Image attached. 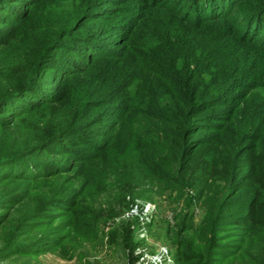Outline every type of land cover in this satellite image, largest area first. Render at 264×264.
I'll list each match as a JSON object with an SVG mask.
<instances>
[{
  "label": "trees",
  "instance_id": "obj_1",
  "mask_svg": "<svg viewBox=\"0 0 264 264\" xmlns=\"http://www.w3.org/2000/svg\"><path fill=\"white\" fill-rule=\"evenodd\" d=\"M135 2L138 3V13L125 29L129 46L132 47L135 40L141 37V50L157 61L170 99L162 106L157 104L153 111L148 107L128 111L126 115L134 117L129 123L131 133L123 139L116 137L114 143L108 140L103 149V145L91 144L82 132L90 122H83L86 115L76 118L70 109L65 113L70 99L65 95L56 98L53 89L41 82L43 70H54L55 67H50V64L61 58V52L77 53V58L84 65H90L92 60L87 58L95 59L97 53L87 42L70 39L79 30L70 27L72 17L55 23V34L59 33V36L50 39V21L55 18V8L50 6L49 0H0V13L5 12L0 15V24H12L4 29L0 27V43L3 46L0 57L13 61L12 70L21 68L15 80L10 75L13 72L10 67L6 65L5 70L0 69V166L12 167L4 168L1 176L17 178L19 173L24 175L21 166L27 163V154L33 157L30 161L38 167L50 166L35 160V156H45L47 146L73 136L77 150L95 152L91 163L84 166L87 176L92 179L90 183H102L103 171H107L108 178L113 177L119 186L135 187L140 182L139 174L147 171L148 176L152 175L147 180H157L165 192H176L181 200L186 188L184 165L188 154L182 143L179 149H172L166 147L167 142L173 139L180 142L176 135L185 140V134H192V130H206L212 122V131L220 134L218 138L222 139L226 150L222 156L212 157V178L201 179L192 188L201 200L202 220L195 228L187 215L189 212L185 211L182 229L177 233L169 230L168 236L185 242L193 240L191 236L198 232V238L191 242L197 251L186 255L187 259L195 264H207L211 260L215 264L211 250L213 253L215 248L212 246L217 245L219 235L225 232L223 226L239 221L252 230L248 238L250 244L244 245L237 253L222 256L218 264H262L255 256L259 251L264 252V221L253 220L256 216L264 218V178L259 179L260 183L250 185L253 189L248 192H244L247 187L237 185L231 194L222 199L220 194L224 191L222 186L227 184L228 172L220 163L234 162L242 154H248V161L256 170L248 179L251 180L259 172L264 173V0ZM77 44L83 46L84 53L83 50L81 53L77 51ZM19 56L27 63L20 65L16 61ZM3 63L0 58V64ZM78 69L73 72L78 73ZM229 86L233 89L230 95ZM238 89L242 91L236 92ZM224 101L229 105L226 106ZM8 104L7 109L1 110ZM50 106H57L63 112L64 126L57 133H50L49 119L43 117L45 121L42 122L33 120L31 130L23 135L26 127L17 121L29 114L35 119L45 111L50 112ZM39 125L40 129L37 128ZM38 167L32 169L37 172L25 175L29 176L25 190L30 191L40 181L60 176L56 170H40ZM66 172H71V168ZM50 184L54 186L51 188ZM55 188L57 182L52 181L46 184L45 190L36 188V192L54 198L58 190ZM10 192L0 199V210L4 212L9 205L21 202L17 191L12 189ZM55 201L60 200L57 198ZM183 202L187 209L192 207L188 200ZM56 204L48 203L41 212L38 207L33 208L25 219H21L25 226L21 234L28 230H40L46 225L44 220L39 219L47 217L48 208H54ZM68 205L67 211L72 212L71 220L65 223L69 224L67 227L73 225L70 233L63 234L66 228L63 224L59 230L50 232V236H43L36 243L42 252L58 249L63 256H67L70 250L79 247L78 243L86 241L87 234L82 232L84 228L90 234L88 242L97 240L98 221H76L81 207L77 198ZM96 209L100 219L102 211ZM7 217L4 213L0 214V231L2 228L9 231L3 223ZM124 234L123 230L111 231V243L123 244ZM20 236L12 242L16 243ZM9 242L7 238L5 244ZM138 244L140 242H135L132 247Z\"/></svg>",
  "mask_w": 264,
  "mask_h": 264
},
{
  "label": "rangeland",
  "instance_id": "obj_2",
  "mask_svg": "<svg viewBox=\"0 0 264 264\" xmlns=\"http://www.w3.org/2000/svg\"><path fill=\"white\" fill-rule=\"evenodd\" d=\"M49 1L50 6L55 8V18L50 21V39L59 36V33L55 34V23L60 20L65 22L72 17L70 27L79 30L70 39L87 42L97 53V57L87 58L92 60V63L84 65L77 58V53L63 51L60 53L61 58L50 64V67H55L54 70L50 68L43 70L41 82L53 89L56 98L65 95L70 99L64 109L65 113H68L70 109L76 118L86 115L83 122H90L83 127L82 132L91 144L100 147L103 145L104 149L108 140L114 143L113 139L116 137L123 139L131 133L129 123L134 117L126 115L128 111L142 107L155 110L157 104L162 106L167 99H170V94L166 92L164 81L159 74L157 61L143 54L141 50V37L135 40L132 47L129 46L125 29L138 13V3L135 0ZM4 13L3 11L0 15ZM9 26L0 24L2 29ZM2 48L0 43V53ZM75 48L80 53L83 50L81 44L75 45ZM107 50L109 53H105ZM0 58L4 62L0 64V69L5 70L6 65L11 69L13 61H6L5 57ZM16 61L20 65L27 63L20 56ZM77 68L79 72L74 73L73 71ZM20 69H11L13 72L10 75L13 80L19 75ZM228 90L230 95L233 89L229 86ZM241 91L242 89L236 90V92ZM223 103L226 106L229 105V102ZM8 107L9 104L3 106L1 110ZM56 107L50 106V112L45 111L35 119L29 114L17 121L22 122L26 127L22 134L31 130L33 120L45 121L43 117L49 119L50 133H57L64 126V121L63 112ZM37 128L40 129L41 126ZM205 129L192 130V134L184 135L185 140L181 135H176L181 139L180 142L178 139L167 142L166 147L172 149H179L182 143L188 154L184 165L186 166V188L181 200L177 198L176 192H165L163 185L157 180L154 179L153 182L147 180L152 176H148L147 171L139 174L140 182L135 187L119 186V182H116L113 177L108 178L107 171H103L105 176L102 183H90L92 179L87 176L84 166L91 163L90 159L95 152L94 150L90 152L77 150V142H74L73 136L47 146L45 156H35V160L48 163L50 165L48 167H38L36 163L30 161L33 157L27 154L25 157L27 163L21 166L25 174L19 173L17 178H4L1 176V171L4 168L12 169V167L1 165L0 199L14 189L19 193L18 200L21 202L18 205H9L6 212L0 210V214L4 213L8 216L3 223L4 227L9 228L8 232L3 228L0 231V264H195V262H189L186 255L197 251V247H192L191 242L198 238L199 233L196 232L191 236L193 240L188 239L184 242L181 238L168 236V231L175 230L177 233L182 229L184 225L182 217L185 211L189 212L187 215L196 226L195 228L202 220L201 200L197 191L192 188L196 187L199 180L212 178V157L222 156L226 150L222 145V139L218 138L220 134L212 131V122ZM248 159V154H242L234 162L220 163L227 168L228 172L227 184L222 186L224 191L220 194L222 199L231 194L235 186L247 187L244 192H248L253 189L250 185L260 183L259 179L264 178V173L259 172L251 180L248 179L249 175L256 171ZM34 166L40 170H56L60 176L50 181L46 179L40 181L34 188L27 191L25 187L29 176L25 175L37 172L32 170ZM70 168L71 172H66ZM54 180L58 188L56 197L36 192V188L45 190L46 184L55 182ZM52 186L54 184H50L51 188ZM57 198L60 201H55ZM76 198L77 204L81 205L76 221L78 219L98 221L96 223L97 240L88 242L87 238L90 234L85 230L87 228H84L82 232L87 234L86 241L78 243L79 247L70 250L67 256H63L58 249L42 252L43 250H40L36 243L43 236L46 237L48 234L50 236V232L59 230L63 224V227H66L63 234L70 233L73 225L67 227L69 224L65 222L70 223L72 212L67 211V206H70L68 202ZM184 200L191 202L192 207L187 209ZM48 203H57V206L49 207L48 216L39 219L44 220L46 225L40 230H28L21 234L25 228L21 219H25L33 208L38 207L41 212ZM96 208L102 211L100 219ZM50 209L53 210L50 211ZM254 219L253 222L264 221V218L258 216ZM223 227L226 229L225 232L219 235L217 245L212 246L215 248L213 253L211 250L215 264H218L222 256L227 253H237L244 245L250 244L248 242L252 233L250 227H246L239 221L225 224ZM118 230L120 232L123 230V234L125 230L123 244L111 243L112 240L109 238L111 231ZM19 235L22 236L13 243L12 241H15ZM7 238L10 242L5 244ZM135 242L140 244L132 247ZM42 245L47 246V244ZM255 257L264 264V252L259 251ZM208 263L212 264V260L207 261Z\"/></svg>",
  "mask_w": 264,
  "mask_h": 264
}]
</instances>
